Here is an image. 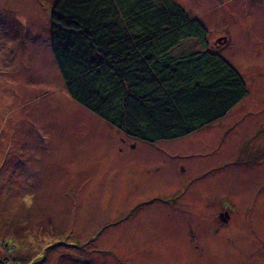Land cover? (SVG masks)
Listing matches in <instances>:
<instances>
[{
    "label": "rangeland",
    "instance_id": "374dc122",
    "mask_svg": "<svg viewBox=\"0 0 264 264\" xmlns=\"http://www.w3.org/2000/svg\"><path fill=\"white\" fill-rule=\"evenodd\" d=\"M178 1L209 33L183 48L225 51L249 93L154 147L69 95L49 47L55 0H0V264H264V0ZM14 85L27 99L64 88L74 104L27 113ZM25 119L42 135L29 150V134L14 140Z\"/></svg>",
    "mask_w": 264,
    "mask_h": 264
},
{
    "label": "trees",
    "instance_id": "16d2710c",
    "mask_svg": "<svg viewBox=\"0 0 264 264\" xmlns=\"http://www.w3.org/2000/svg\"><path fill=\"white\" fill-rule=\"evenodd\" d=\"M49 20L69 95L149 146L215 124L249 93L225 51L183 48L209 33L178 0H55Z\"/></svg>",
    "mask_w": 264,
    "mask_h": 264
},
{
    "label": "crops",
    "instance_id": "0c3cea01",
    "mask_svg": "<svg viewBox=\"0 0 264 264\" xmlns=\"http://www.w3.org/2000/svg\"><path fill=\"white\" fill-rule=\"evenodd\" d=\"M50 35H51V33H50ZM49 47H50V50H52L51 36H50V41H49ZM24 84H27L26 86H27L28 90H32L31 93L34 91L35 88H34L33 80H27L26 79ZM41 87L42 88L40 89V92L37 95L33 94L31 98L27 99L26 95H21L22 90L19 89V86L14 85V106H19L20 103L26 99L22 103V106L24 107L23 110L27 111V113H28V108H25V107L28 106L29 108H38L39 104L44 103V102H50L52 104L58 103V104H61L64 108H67V106L62 100H65L67 102H70L71 104H74L72 101L65 98V95L68 93L66 92V90L64 88L54 89L53 93H51V92L47 93V91L44 89V87L43 86H41ZM50 89H51V87H49V90ZM50 94H51V96H49ZM59 97H61L62 100H60ZM18 98H21V99H18ZM81 108H83V107H81ZM28 123H34V122L28 121L27 119H25V122L18 120V124H19L18 129H16V127H14V132H15L14 140L16 138L21 137L22 134H29V138L21 137L25 141L24 146L29 150L30 147H37L39 144H41L42 140L40 138H42V135H40V136L35 135V137L33 139H30L31 132L28 131V128H27ZM47 124H48V122L47 123L44 122L42 124V126H45ZM29 139H30V141H29ZM28 157L29 156H25V159L27 160Z\"/></svg>",
    "mask_w": 264,
    "mask_h": 264
},
{
    "label": "water",
    "instance_id": "95a60500",
    "mask_svg": "<svg viewBox=\"0 0 264 264\" xmlns=\"http://www.w3.org/2000/svg\"><path fill=\"white\" fill-rule=\"evenodd\" d=\"M223 38V39H222ZM227 38L226 37H221V38H218V42H223V41H226ZM1 260V259H0Z\"/></svg>",
    "mask_w": 264,
    "mask_h": 264
},
{
    "label": "flooded vegetation",
    "instance_id": "af4514ba",
    "mask_svg": "<svg viewBox=\"0 0 264 264\" xmlns=\"http://www.w3.org/2000/svg\"><path fill=\"white\" fill-rule=\"evenodd\" d=\"M218 43H219V42H218ZM230 205L233 207V205H232V204H230ZM224 212H225V210H224ZM224 212H223V213H224Z\"/></svg>",
    "mask_w": 264,
    "mask_h": 264
},
{
    "label": "clouds",
    "instance_id": "9594fccd",
    "mask_svg": "<svg viewBox=\"0 0 264 264\" xmlns=\"http://www.w3.org/2000/svg\"><path fill=\"white\" fill-rule=\"evenodd\" d=\"M55 56V55H54ZM1 259V258H0ZM2 260V259H1ZM4 263H5V261H4ZM6 264V263H5Z\"/></svg>",
    "mask_w": 264,
    "mask_h": 264
}]
</instances>
